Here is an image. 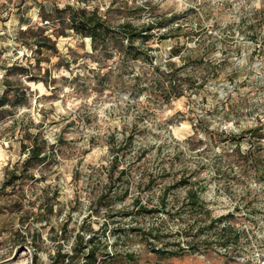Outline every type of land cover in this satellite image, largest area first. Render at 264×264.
I'll list each match as a JSON object with an SVG mask.
<instances>
[{"label": "rangeland", "instance_id": "374dc122", "mask_svg": "<svg viewBox=\"0 0 264 264\" xmlns=\"http://www.w3.org/2000/svg\"><path fill=\"white\" fill-rule=\"evenodd\" d=\"M67 3L109 9L117 23L164 19L167 28L155 24L134 45H151L159 63L177 47L173 60L193 89L170 102L134 93L130 76L148 63L106 78L90 38L72 31L54 37L58 53L35 52L30 45L50 36L42 12ZM8 89L0 264H51L56 246L71 252L78 232L94 231V264H264V0H0V96ZM25 131L44 136L49 156L22 187L4 188L6 167L26 157ZM238 146L260 155L261 168L235 160ZM113 161L125 171L109 184ZM184 177L201 183L196 206L190 185L177 183ZM107 190L113 201L98 200ZM53 195L56 213L38 218ZM85 262L84 252L74 259Z\"/></svg>", "mask_w": 264, "mask_h": 264}, {"label": "trees", "instance_id": "16d2710c", "mask_svg": "<svg viewBox=\"0 0 264 264\" xmlns=\"http://www.w3.org/2000/svg\"><path fill=\"white\" fill-rule=\"evenodd\" d=\"M144 7L141 5L136 8L137 11L141 12L139 16L142 14ZM109 11V9L103 11L99 7L89 9L71 3H67L64 7L55 5L50 9V13L44 14L42 12V17L50 22V36L44 35L45 43L41 40H36V45L30 46L35 47V52H42L44 49H47L50 50V53H58L57 40L54 37H60L72 31L82 37L90 38L92 55L103 66L110 67L109 71L104 73L106 78L116 70H126L132 61H146L151 71L144 68L136 75L130 76L129 88L134 93L148 92L151 95L163 98L165 102H170L172 98L182 96L188 89H193L194 83L179 73L177 63L173 60L174 57H180V51L177 47H173L170 50L168 59L165 62L159 63L150 59L151 55L148 49L151 45H134L138 37L142 38L144 42L150 40L153 34L151 29L155 24L167 28L168 25L164 19L156 22L143 21L141 25H136L131 20L117 23L111 19ZM41 30L45 33L44 29ZM124 39L127 40L128 45H124ZM113 56H116L115 60L118 62L116 66H113V63L110 61ZM36 58L39 60V57ZM106 78L100 79L99 82L105 84ZM9 91L11 89L6 90L4 95L0 96V120L5 119L11 114L8 113L7 104L4 103ZM16 91L18 92L17 98L21 97L23 100L27 97L26 90L21 89ZM22 136V147L26 157L20 159L14 165L6 167L5 180L3 182L4 188L11 187L13 190H16L22 187L27 174H30L32 169L43 166L49 156L48 142L40 133L32 136L28 131H25ZM232 156L238 161L251 157L254 165L256 164L257 168H261L260 162L262 157L255 155L251 149L247 152H242L238 146ZM119 166L118 161H113L110 164L109 184L114 183V173L117 170H120L121 173L125 171L124 168L120 169ZM31 176L35 177V173H31ZM177 183L190 185L188 198L191 199V205L196 206L195 204L201 201L203 189L201 187V190L198 191L197 188L201 184L198 180L192 181V179L184 177L179 179ZM165 197L166 192L164 191L160 196L161 206L165 205ZM53 198L54 195L50 197V203L46 202L39 205L41 210L37 213L38 218H44L50 213L51 219L52 215L56 213ZM103 199H107L108 202L113 201L112 195L108 190L98 200ZM18 202L22 203L23 200L18 199ZM208 214H210L209 211ZM96 240L97 242H102V238H99L95 231L89 238H86L84 232H78L75 245L71 246V252H64L62 245L56 246L55 253L50 254L51 264H74V259L80 252H84V256L86 257L84 264H94L99 252ZM157 251L159 250L157 249ZM173 254L176 255L175 253Z\"/></svg>", "mask_w": 264, "mask_h": 264}]
</instances>
